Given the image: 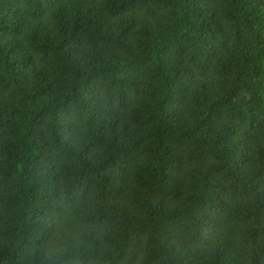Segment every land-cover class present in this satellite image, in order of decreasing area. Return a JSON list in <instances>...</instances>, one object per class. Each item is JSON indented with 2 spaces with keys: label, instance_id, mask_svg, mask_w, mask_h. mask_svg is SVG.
<instances>
[{
  "label": "trees",
  "instance_id": "16d2710c",
  "mask_svg": "<svg viewBox=\"0 0 264 264\" xmlns=\"http://www.w3.org/2000/svg\"><path fill=\"white\" fill-rule=\"evenodd\" d=\"M0 264H264V0H0Z\"/></svg>",
  "mask_w": 264,
  "mask_h": 264
},
{
  "label": "clouds",
  "instance_id": "9594fccd",
  "mask_svg": "<svg viewBox=\"0 0 264 264\" xmlns=\"http://www.w3.org/2000/svg\"><path fill=\"white\" fill-rule=\"evenodd\" d=\"M90 58L89 50L84 46L71 45L64 55V60L67 67L74 71H79L85 68Z\"/></svg>",
  "mask_w": 264,
  "mask_h": 264
}]
</instances>
